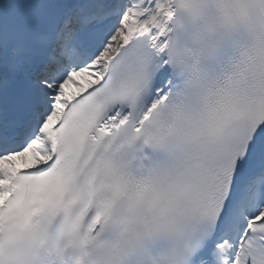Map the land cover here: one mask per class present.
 <instances>
[{
    "label": "snow or ice",
    "instance_id": "6c2138e0",
    "mask_svg": "<svg viewBox=\"0 0 264 264\" xmlns=\"http://www.w3.org/2000/svg\"><path fill=\"white\" fill-rule=\"evenodd\" d=\"M0 264H264V0H0Z\"/></svg>",
    "mask_w": 264,
    "mask_h": 264
}]
</instances>
